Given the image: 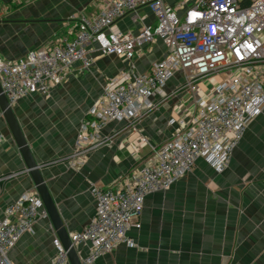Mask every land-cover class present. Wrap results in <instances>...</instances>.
<instances>
[{
	"label": "crops",
	"instance_id": "1",
	"mask_svg": "<svg viewBox=\"0 0 264 264\" xmlns=\"http://www.w3.org/2000/svg\"><path fill=\"white\" fill-rule=\"evenodd\" d=\"M179 14L196 0H164ZM99 0H0L5 16L0 21V55L14 61L49 41L70 36L77 19L101 12ZM155 15L139 8L121 17L111 28L136 34L143 26H156ZM157 39L141 48L129 61L103 55L97 45L89 52L92 64L80 62L61 84L48 94L35 93L14 105L21 128L31 147L59 213L71 233L81 232L96 213L93 186L125 188L141 161L133 155L132 144L141 136L149 144L141 149L144 158L173 132L169 125L179 112L178 97H169L138 119L109 122L101 131L103 144L87 152L85 163L71 167L82 120L102 94L108 79L135 67L149 72L167 53ZM184 83L178 72L166 86L167 94ZM4 118L0 119V216L4 208L34 188ZM140 227L128 236L133 245L120 244L93 264H264V111L247 127L223 172L204 159L169 189L145 197ZM55 231L49 219H39L33 233L24 234L10 250L14 264H51L55 256ZM90 243L78 252L89 254Z\"/></svg>",
	"mask_w": 264,
	"mask_h": 264
},
{
	"label": "built area",
	"instance_id": "2",
	"mask_svg": "<svg viewBox=\"0 0 264 264\" xmlns=\"http://www.w3.org/2000/svg\"><path fill=\"white\" fill-rule=\"evenodd\" d=\"M101 12L77 19L69 36L57 37L40 49L6 61L0 55V85L15 105L35 93L48 94L64 82L73 64L89 69V52L97 45L103 55L132 61L146 45L162 40L165 56L149 72L135 67L107 80L79 127L71 167L84 165L88 151L103 144L102 129L109 122L138 119L169 97H178L177 118L171 136L141 157L149 140L141 136L132 144L141 161L125 188L93 186L96 213L91 223L70 238L78 250L90 243L82 264H93L120 244L133 245L128 231L140 227L145 197L167 190L188 175L198 159L223 172L248 125L264 111V0H196L179 15L164 0H99ZM147 7L156 26H143L136 34L112 31L121 17ZM5 16L0 9V21ZM178 72L184 83L167 94L166 86ZM3 118L0 108V119ZM20 173L0 177L2 183ZM49 219L36 190L23 193L0 216V264H14L9 252L39 219ZM51 264H71L61 240L53 238Z\"/></svg>",
	"mask_w": 264,
	"mask_h": 264
},
{
	"label": "water",
	"instance_id": "3",
	"mask_svg": "<svg viewBox=\"0 0 264 264\" xmlns=\"http://www.w3.org/2000/svg\"><path fill=\"white\" fill-rule=\"evenodd\" d=\"M0 108L2 110L3 118L5 119L11 136L20 152L23 159L25 169L29 173L32 183L38 191L44 207L46 208L51 225L57 237L61 240L71 264H82V255L73 245L70 234L66 225L59 213L55 200L46 184L45 178L41 171V165L36 161L29 142L21 128L17 119L14 107L9 103L6 95L3 93L0 85Z\"/></svg>",
	"mask_w": 264,
	"mask_h": 264
},
{
	"label": "clouds",
	"instance_id": "4",
	"mask_svg": "<svg viewBox=\"0 0 264 264\" xmlns=\"http://www.w3.org/2000/svg\"><path fill=\"white\" fill-rule=\"evenodd\" d=\"M13 107H14V105H12ZM24 173H27V174H29L27 171H26V169H24ZM35 188V187H34ZM50 220V219H49Z\"/></svg>",
	"mask_w": 264,
	"mask_h": 264
}]
</instances>
